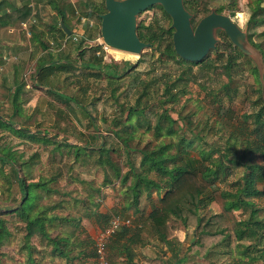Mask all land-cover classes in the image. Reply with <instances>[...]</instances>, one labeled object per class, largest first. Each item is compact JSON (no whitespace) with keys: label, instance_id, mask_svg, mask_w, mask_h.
<instances>
[{"label":"rangeland","instance_id":"obj_1","mask_svg":"<svg viewBox=\"0 0 264 264\" xmlns=\"http://www.w3.org/2000/svg\"><path fill=\"white\" fill-rule=\"evenodd\" d=\"M7 3L14 4L18 12L12 22L0 26V59H4V63L0 65V122L10 123L9 127L0 125V150L8 151L27 163V182H35L51 175L50 187L55 191L42 198L39 204L41 206L60 204L53 211L55 214L68 215V218L78 220L75 221L77 225L73 239L82 244L79 248L82 250L78 253L75 246L66 247L70 258H75L72 261L95 264L94 256L88 255L94 247L92 240L108 218L118 215L121 219L129 220L128 228L133 233L132 239L141 240L128 244L126 238L131 234L117 240L106 238L105 253L107 256L114 255L112 264H150L154 258L163 260L165 264H233L234 258H239L245 264L251 251L244 249L249 248L251 240L237 241L236 248L234 246L229 248L224 242H219L210 246L205 256H201L188 252V243L194 241L192 227L184 225L180 220H177V229L167 238L166 243L159 242L150 229L147 213L151 207L158 206L159 198L164 196L166 191L163 188L159 190L149 188L147 191L138 192V196L133 199V193L139 189L133 184L131 171L141 170L138 167V150L141 148L149 150L161 145L166 147L169 144L164 156H170L178 150L176 143L181 138L184 142L191 140L187 156L193 161H198L200 155H203L201 157L207 159L204 161L205 164L209 163L208 160L218 159L226 164L229 170L225 179L227 183L222 185L221 181H216L223 189H227L228 183L238 181L244 176L246 172L244 165H264V151L261 158L258 156L239 158L238 155L245 150V146L241 144L240 133L236 132L241 125L246 129L252 128L251 122L243 123L242 115L254 113L258 109L260 105L258 97L264 102V77L257 73L256 67L259 69L260 63L254 58L252 50V45L260 44L264 39V1L239 0L236 3L233 0H207L205 3L207 12H195L199 19L212 11H221V14L228 15L236 23L239 31L245 32L246 40L248 44H252V48L242 46V53L222 32H216L215 50L209 52L201 61L211 62L213 67L209 71L198 72L197 66H190L189 75L192 77L184 86L181 97L175 103L167 102L164 105L166 115L173 121L172 127L176 130V136L159 139L152 137L151 131L142 134V129H136L135 138L129 143V147L135 150L127 152V155L123 153L125 149L121 141L113 135L115 128L112 121L117 118L121 121L124 119V111L119 113L118 108L120 105H130L134 102L136 96L134 90L138 83L125 96L123 90L127 89L131 77H124L122 82L118 83L114 100L110 97L107 76L114 78L130 65L136 76L148 81L161 73H169L175 69L176 64L158 63L156 61L158 52L151 50L150 47L143 49L139 54H127L105 46L99 38L98 19L94 16H85L92 6L95 4L100 6L103 0H0V14L9 9ZM187 3L191 10L189 12L193 13L198 5L201 6L202 1ZM52 4L64 10L67 31L71 35L70 39H62L57 45L50 35L49 28L55 27L58 22L61 23V19ZM68 6L71 9H68ZM252 21L257 23L252 25ZM148 23L154 25L153 27L160 26L162 30H169L170 20L162 16V9L159 6H150L136 16L135 25L142 26ZM153 32L156 33V30ZM166 33L167 31L163 34V39H160L159 52L162 51L167 39ZM81 38L84 39L82 50L99 46L94 53L87 51L85 57L87 59L94 56L99 59L98 62L84 69L79 67L82 62L77 58L79 52L75 51L76 44ZM66 59L68 64H72V70L70 68L68 72L46 74L41 80L42 83H36L34 73L37 65L44 66L51 62L59 64V61L64 62ZM37 78L40 79L39 76ZM173 78L174 75H171L169 81ZM19 82L23 85L18 95V104L13 107L10 99L14 85ZM157 86L159 84L153 87ZM159 93L160 90L157 89V95L153 96L152 100L149 96L146 101L153 106L147 108L151 111H147L148 113L159 112V107L154 106L157 105ZM226 94L231 95L232 100H229ZM59 95L66 96L72 102L66 103L59 99ZM74 101L77 102L78 108L81 107V111L84 107L87 115L97 119L96 130L92 129L77 105H73ZM226 108L230 112L229 117L225 115ZM101 118L105 119L104 122ZM147 118L152 126L154 118L149 114ZM216 118L217 123H213ZM11 127L21 128L28 135L35 136L40 133L39 136L42 137L45 134L47 137H53L60 145L55 150L51 142L41 144L28 138L27 141L24 139V133L18 136L12 132ZM94 132L98 134L95 143L104 140L108 148L115 149L108 152V159L119 169L121 179H115L113 170L107 165H98L95 159L81 160L83 156L74 158L72 149L62 144L63 141L70 146L87 148L88 143L92 142L90 135ZM195 134L201 137L200 141L195 140ZM138 135H142L143 138L137 140ZM233 159L235 163L226 161ZM13 165L11 160L0 163V219L8 232L6 239L0 244V264H23V257L15 252L23 242L25 229L23 222L15 213L19 190L14 179L15 172L11 167ZM168 166L170 167V164ZM125 173L127 177L122 182ZM20 175L18 171L16 176ZM147 178L154 182L158 181L154 175L147 174ZM258 188L263 190V195L258 196V199L247 200L259 207L257 216L261 218L264 216V184L258 185ZM132 201L136 208L133 213L127 209ZM206 211L216 214L218 208L210 204L200 212L203 214ZM97 212L104 217L96 216ZM234 215L238 220H244L247 210L236 211ZM71 227L73 228V225ZM71 227L63 228L68 232L73 230ZM109 240H112L114 246L108 243ZM28 245L38 246L35 236L29 238ZM36 261H42V264L63 263L59 257L52 259L47 256H40ZM254 264L264 262L259 259Z\"/></svg>","mask_w":264,"mask_h":264},{"label":"trees","instance_id":"obj_2","mask_svg":"<svg viewBox=\"0 0 264 264\" xmlns=\"http://www.w3.org/2000/svg\"><path fill=\"white\" fill-rule=\"evenodd\" d=\"M184 1H202L201 6L199 7L198 5L197 10H193V15L196 11L198 13L207 12L205 9V3H207V0ZM233 1L236 3L239 2V0ZM7 4L9 9L7 11H2L0 14V26L12 22L14 20L13 17H15L16 13L18 12L14 4ZM52 5L56 9L59 18L61 19L62 26L67 29V17H65L64 10L62 8L60 9L56 4ZM68 9H71V7L68 6ZM103 11V3L100 6L95 4L92 6V9L86 12L85 16H94L99 21L98 14L102 13ZM71 13H73V11ZM162 16L168 19L163 11ZM195 17L196 16H193L191 21L194 20ZM256 21H252V25L257 23ZM246 24H248V21ZM153 26H151V23L142 26L140 24L135 25V33L138 35L140 40L149 42L151 44V50L158 52V58L156 59L158 63L164 65L172 62L176 64L175 69H172L169 71V73H161L153 79L150 78L148 81H144L136 76V72L132 71V66L130 65L123 73L115 76L114 78L107 76V85L109 87L110 97L114 98V100H116L115 94L118 89V83L122 82L124 77H131V81L127 89L123 90L125 96L129 90L135 87V85L138 83L136 90H134L136 95L134 102L130 105H120L118 108L119 113L124 111V119L121 121L117 118L112 121V125L115 128L113 135L123 144L125 149L123 153L125 155H127V152L135 150L134 148L129 147V143L135 138L134 132L136 129H142V134H144L146 131H151L152 137L159 139L172 138L173 136H176V130H174L172 127L173 121L166 115L164 105L167 102L172 104L179 100L184 86L192 77V75H189L190 66H197L198 72L209 71L210 68L213 67L211 62L206 61L195 64L193 62L179 58L172 49L171 31L167 29L162 30L160 26ZM49 29L51 32L50 35L53 36L56 45L57 42L62 39H70L71 35L69 33L65 34L58 24H56L55 27L50 26ZM153 30H156V33H154ZM166 31L168 33H166L167 39L164 43L162 51L160 50L161 52H159L160 39H163V34ZM83 40L84 39L81 38L75 47V51L77 53L79 52L77 58L82 62V65L79 66L82 69L92 66L99 60L94 56H92V58L90 57L91 59L89 57L85 59L87 51L94 53V51H96L99 46H91L86 50H82L81 46ZM252 46L260 53L262 63L264 65V39L260 44H255V46ZM67 61L68 60L66 59L64 62L59 61V64H54L51 62L50 64L44 66H40V64L37 65L36 71L34 73L36 83H42L41 80L46 74L52 72H68L70 68L72 70V64H68L69 62ZM229 61H231V58H229ZM2 63H4V59H0V65H2ZM171 75H174V78L169 81ZM37 76H39L40 79H38ZM94 76L96 75L94 74ZM151 81H153V83H151ZM157 84H159V86L153 87ZM22 85L23 83L19 82L13 87V92L10 99L12 101L13 107L17 106L18 104V95ZM157 89L160 90V93L157 105L154 106L159 107L160 110L158 113L155 111V113H148L147 111L150 110L147 108H152L153 106L151 103L149 104V102L146 101L148 100L149 96L152 100L153 96L157 95ZM226 96L229 100H232L231 95L226 94ZM59 99L66 101V103L72 102L70 99L66 98V96L62 95H59ZM258 101H260V105L254 113L242 115L243 123H245L244 121L251 122L252 128L246 129V127L241 125L239 129L236 130L237 133H240L239 138L241 139V144H244L245 146V150L241 151V153L238 155L239 158L244 156L247 159L251 156H258L260 158L263 157L264 102L259 97ZM73 105L76 106L77 102L74 101ZM76 107L78 108V105ZM78 109L81 111V107ZM84 110V107H82L81 113L85 115L92 129L96 130L98 127L96 122L97 119L93 116L91 117L89 114L87 115V112ZM224 110L225 115H227L226 117H229L230 112L227 110V108ZM219 112L220 111L218 108L217 113ZM148 114L154 118L152 126L149 118H147ZM101 120L104 122L105 119L101 118ZM217 120L218 119L216 118L213 123H217ZM1 124L6 127L10 126L8 121H3V123L0 122V125ZM11 130L18 136L24 133L25 135L23 136L25 140L28 138L31 141H39L37 143L41 144L51 142L55 146V150L56 148L58 149L60 145V143H56L54 141L53 137H47L45 134H43L41 137L39 136L40 133H37L35 136L28 135L22 131L21 128L14 129L11 127ZM90 136L92 142L88 143L87 148L70 146L63 141L62 144L67 148L72 149L74 158L83 156L81 160H88V158L90 160L95 159L98 165H107L110 169H112L113 177L115 179H121L119 169L116 168L115 165H113L108 159V152H111V150L115 149L108 148V145L105 144L106 142L104 140L103 142L97 141L95 143V141L98 140V134H96V132L92 133ZM141 138H143L142 135L137 136V140ZM194 138L196 141L201 140V137L197 136V134L194 135ZM181 139H179V141L176 143L178 150H176L175 153L170 156H164V151L169 148V144L166 147L161 145L149 150L141 148L138 150V167H140L141 170L138 172L131 171L134 179L133 184L135 188L139 189L137 192L133 193V199L138 196V192L147 191L149 188L158 190L163 188L166 191L165 195L159 198L158 206L151 207L147 213V220L150 225V229L154 232L156 239L159 242L166 243L167 238L177 229V220H180L184 225L192 227L194 241L188 243V252L191 251L194 254L196 253L198 255L205 256L209 247L216 245L219 242H224V244H226L229 248L233 246L236 248L237 241L251 240L252 244H249V248L244 249L245 251H247V249L251 251V253L247 256L248 260L245 261V264H254V262L259 259L264 262V216L259 218L257 216L259 207L252 203V201L247 200L258 199V196L263 195V190L259 188L257 189V186L264 184V165H244V169L246 170L244 176L238 181H232L228 183L227 189H223L218 186L216 181H221L222 185L227 183V181L225 182V179L229 174V170L226 164H223V162H221L219 159L208 160L209 163L205 164L204 161L207 159H203L204 157H201L203 155H200L198 161H193L187 156V150L191 147V140L184 142ZM0 153V163L3 164L11 160L12 165L14 164L11 167L15 172L14 179L19 190V201H17L15 213L18 215L19 220L23 222V228L25 229V233L22 236L23 242L17 247L15 252L17 255L20 254L23 257L22 263L42 264V261L37 262L36 259L40 256H47L52 259L53 257H59V259L63 260L62 264H83L79 262L74 263L72 259L75 258H70V254L67 251L68 249H66L68 245H72L75 246V249H78V253L82 250L79 249L82 244L76 242V240L73 239V234H75L74 230L76 229L77 225L75 221L78 222V220L75 218L70 219L68 218V215L60 216L55 214L53 211L57 209L60 204L52 203L47 205L45 204L44 206L39 204V201L42 198H46L48 194L55 191V189H51L50 187V183L52 181L50 177L51 175L40 178L35 182H27V163L23 162L17 158V156L11 154L8 151L3 152V150H0ZM176 157L179 161L175 160ZM226 161H229V163H235L234 159ZM169 164L170 167L168 166ZM18 171L21 173L19 177L16 176ZM147 174L154 175L158 178V181L154 182L150 180V178H147ZM219 175L221 177L220 179ZM126 177L127 174L125 173L123 175L122 182L125 181ZM163 178L165 179L162 180ZM146 196H148V194H146ZM131 203L132 204L127 209L133 213L136 208L134 207L133 201ZM210 204L216 205L218 212L213 214L210 211H206L201 214L200 211ZM239 210H247V216L244 220H238L235 217V212ZM96 216L104 217L103 214H99L98 212L96 213ZM112 217L113 219L118 218L120 221L128 220L121 219L118 215H112L110 218H108L106 224L101 226V229L98 231V233L109 227ZM71 225H73V228ZM68 226H70L73 230L66 232L63 227L66 228ZM7 233L8 232L3 224V221L0 219V244L6 239ZM97 234H95V236ZM125 235L126 237L129 235L128 238H126L128 244L132 242L136 243L141 240V238L135 240L132 239L133 233H131L130 229L125 226H120L114 231L113 234L106 236V238L117 240L125 238ZM33 236L36 237L38 246L28 245L29 238ZM106 238L104 239V242H102L103 244H106ZM112 240H109L108 243H110L111 246H114L112 245ZM93 241L94 238L92 240V245ZM119 245H121V243H119ZM107 246L111 247L110 245ZM44 247H46L45 250ZM105 248L104 258L106 259L107 264H112L114 255L107 256L105 253ZM88 255L94 256V258L97 256L95 246ZM21 256L20 258H22ZM243 263L244 261L242 259L240 260L239 258H234L233 264ZM150 264H165V262L163 260L160 261L154 258L150 261Z\"/></svg>","mask_w":264,"mask_h":264},{"label":"water","instance_id":"obj_3","mask_svg":"<svg viewBox=\"0 0 264 264\" xmlns=\"http://www.w3.org/2000/svg\"><path fill=\"white\" fill-rule=\"evenodd\" d=\"M103 6L104 11L98 14L99 38L105 46L123 53L139 54L151 46L135 33L136 16L150 6H159L169 18L172 49L183 60L198 64L215 50V30L222 32L240 52L242 46L252 48L245 32L239 31L236 23L224 14L212 11L191 25L192 14L184 8L182 0H103ZM58 25L68 34L60 22ZM252 50L260 63L257 73L264 77L261 55L256 49Z\"/></svg>","mask_w":264,"mask_h":264},{"label":"built area","instance_id":"obj_4","mask_svg":"<svg viewBox=\"0 0 264 264\" xmlns=\"http://www.w3.org/2000/svg\"><path fill=\"white\" fill-rule=\"evenodd\" d=\"M129 221L128 220H123L120 221L118 218L112 217L109 227L106 228L105 230L99 232L95 237L93 241V246H95L96 254L97 256L95 257V264H107L106 259L104 258V239L106 236L113 234L115 230H117L120 226H125L129 227Z\"/></svg>","mask_w":264,"mask_h":264},{"label":"flooded vegetation","instance_id":"obj_5","mask_svg":"<svg viewBox=\"0 0 264 264\" xmlns=\"http://www.w3.org/2000/svg\"><path fill=\"white\" fill-rule=\"evenodd\" d=\"M182 3H183V6H184V8L187 10V11H191L190 10V6L189 5H187L188 3L187 2H185L184 0H182ZM149 8V7H148ZM192 13V12H191ZM215 13H222L221 11H217V12H215ZM207 14H209V12L207 13ZM206 14V15H207ZM193 16H196L195 15V13H194V15H193V13H192V17ZM205 16V15H204ZM226 16H228V15H226ZM192 17H191V19H192ZM229 17V16H228ZM202 18V17H201ZM230 18V17H229ZM231 19V18H230ZM199 20V17H195L194 18V20H192L191 21V25H193V24H195L197 21ZM233 21V20H232ZM234 22V21H233ZM215 32V34H216V32H220V31H218V30H215L214 31ZM223 34V33H222ZM225 36V35H224ZM226 37V36H225ZM215 47H216V44H215ZM211 52V51H210Z\"/></svg>","mask_w":264,"mask_h":264}]
</instances>
